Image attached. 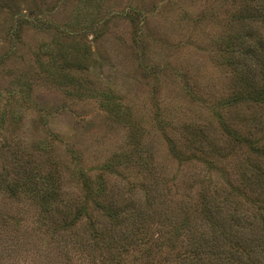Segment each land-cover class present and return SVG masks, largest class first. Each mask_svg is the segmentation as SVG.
I'll list each match as a JSON object with an SVG mask.
<instances>
[{
  "label": "rangeland",
  "instance_id": "374dc122",
  "mask_svg": "<svg viewBox=\"0 0 264 264\" xmlns=\"http://www.w3.org/2000/svg\"><path fill=\"white\" fill-rule=\"evenodd\" d=\"M236 6L234 0H0V166L12 164L15 153L37 152L40 167L64 174V188L78 195L84 178L120 158L105 177L127 194L134 188L147 212L164 195L192 194L206 172L219 186L218 171L191 157L193 150L174 157L169 148L185 122L217 125L218 102L206 94L220 97L234 77L219 45ZM62 53L70 60L65 67ZM227 161L214 165L233 171L235 161ZM37 213L0 194V264H32L36 248L45 250L49 236L30 233ZM13 238L25 242L20 255L10 252Z\"/></svg>",
  "mask_w": 264,
  "mask_h": 264
},
{
  "label": "trees",
  "instance_id": "16d2710c",
  "mask_svg": "<svg viewBox=\"0 0 264 264\" xmlns=\"http://www.w3.org/2000/svg\"><path fill=\"white\" fill-rule=\"evenodd\" d=\"M234 2L219 45L234 77L220 97L206 94L218 102V128L185 122L169 148L174 157L193 150L191 157L218 171L219 186L206 172L194 180L192 194L164 195L147 212L134 188L127 194L106 179L120 158L96 169L94 179L84 178L76 195L64 188V174L54 177L40 167L42 155L15 153L12 164L0 166V194L35 206L38 226L30 233L49 236L32 264H264V0ZM60 57L63 66L70 61L65 53ZM220 159L235 161L233 171L224 163L216 168ZM13 239L10 252L20 255L25 242Z\"/></svg>",
  "mask_w": 264,
  "mask_h": 264
}]
</instances>
